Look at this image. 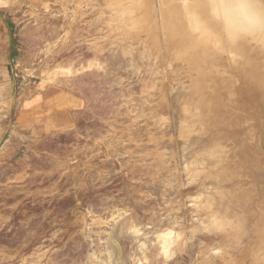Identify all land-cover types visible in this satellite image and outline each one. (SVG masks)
<instances>
[{
  "label": "rangeland",
  "instance_id": "1",
  "mask_svg": "<svg viewBox=\"0 0 264 264\" xmlns=\"http://www.w3.org/2000/svg\"><path fill=\"white\" fill-rule=\"evenodd\" d=\"M172 2L0 0L18 83L10 102L3 54L0 264H264V165L261 174L242 167L256 192L230 193L209 160L227 173L242 168L194 149L198 125L182 108L208 72L202 51L239 85L254 68L264 74L260 51L249 40L245 50L202 42L187 24L188 0L162 17L157 6ZM48 86L76 90L74 124L29 132L18 122L23 106Z\"/></svg>",
  "mask_w": 264,
  "mask_h": 264
},
{
  "label": "bare ground",
  "instance_id": "2",
  "mask_svg": "<svg viewBox=\"0 0 264 264\" xmlns=\"http://www.w3.org/2000/svg\"><path fill=\"white\" fill-rule=\"evenodd\" d=\"M181 4L183 5L182 2ZM158 6L157 8L158 10L160 9L163 18L173 17V14L170 11L172 9H178L179 7L176 3V0L172 2V5H168L166 3L161 4L159 7ZM185 10L187 16L189 17L187 24L192 30L194 21L191 14L194 10H198L200 16L203 17L208 24L211 23L209 20H207L206 0H188L187 4H185ZM178 15L182 18V13H179ZM172 29H174V26ZM173 37L175 38L174 35ZM174 38L168 36V40L173 43L172 46L176 47L179 43L178 40H175ZM243 41L248 40H240L236 43V46L240 49L244 48L245 50V46L247 44L250 45V43H246L245 45L242 43ZM254 44L256 45L258 51H260V61H262L264 64V44ZM191 51L192 50H190L187 54H189L190 56L194 54L193 56L195 57L192 56V59L194 63L197 64L198 56L196 55L195 51ZM255 52L253 54H256ZM239 54L241 53L239 52ZM253 54L251 55L253 56ZM199 56L201 57L202 65L204 63L208 64V72L199 74V77L196 79L197 83L194 84V86H192V84L191 87H189L188 90L185 91L182 95L185 100H191L189 102L191 106L186 104L183 105L182 108L186 112L192 113V115H187V117L192 116L194 118L193 121L198 125L197 134H193L196 144V148L194 149H203L202 151L204 152L203 154L205 156L206 154L210 155V153L216 152L218 150V152H220V161L225 162V166L228 167L229 165L230 167V162L233 163L231 166H239L241 168L244 166L248 167L250 165H253L254 167L258 168V171L261 174V168L264 165V151L260 148L259 139L261 134L264 135V103L259 104L256 99L255 93L260 95L262 101L264 102V74H262L261 71H258V68H254L253 72H251V74L247 76L249 84L243 83L242 85H239L231 75L226 76V73H223L220 70L217 62H211L215 61L212 56H207L205 51H202ZM261 66L262 65H260V67ZM247 136H249V138H247ZM248 139L249 141H247L248 143H246V140ZM203 154L199 156L200 160L205 159V156ZM235 156H238L239 158L237 161H234L233 159L229 161V158ZM209 163L211 165L213 164L214 167V169L210 172V176H212V178L219 184L224 180L229 186L228 191H230V193L235 194V196L238 195L239 197H242L244 195V192H248L250 189L256 192V188L254 187V185L249 186L248 182L245 180L248 179L251 175L249 169V171L243 170V168L242 171H240L239 169H232V171H229L227 173L222 170V164L215 166V164L211 160H209ZM236 179L244 180L245 182L241 183L242 181L238 182ZM259 189L261 191L262 198L264 199V188L260 187ZM244 206H249V204L241 202L238 205L239 209L244 208ZM249 255L252 258V256L255 254H253V251H250Z\"/></svg>",
  "mask_w": 264,
  "mask_h": 264
},
{
  "label": "clouds",
  "instance_id": "3",
  "mask_svg": "<svg viewBox=\"0 0 264 264\" xmlns=\"http://www.w3.org/2000/svg\"><path fill=\"white\" fill-rule=\"evenodd\" d=\"M206 11L210 24L198 10L191 14L202 42L217 49L240 40L264 44V0H206Z\"/></svg>",
  "mask_w": 264,
  "mask_h": 264
},
{
  "label": "crops",
  "instance_id": "4",
  "mask_svg": "<svg viewBox=\"0 0 264 264\" xmlns=\"http://www.w3.org/2000/svg\"><path fill=\"white\" fill-rule=\"evenodd\" d=\"M75 91L71 87L67 91L59 87H44L26 101L19 124L24 122L29 132L36 128V123H42V129L47 131L71 127L81 100Z\"/></svg>",
  "mask_w": 264,
  "mask_h": 264
},
{
  "label": "water",
  "instance_id": "5",
  "mask_svg": "<svg viewBox=\"0 0 264 264\" xmlns=\"http://www.w3.org/2000/svg\"><path fill=\"white\" fill-rule=\"evenodd\" d=\"M1 34L5 35L4 43H5L6 48H7L5 56L2 59L1 65L3 67H5V69L8 73V78H9V81H10V84L12 87L11 99H10V102H12L14 100V97H15V81H14L12 67L10 64L11 37H10V33L8 32L6 23L4 22L3 18L0 16V35ZM3 141H4V138L2 140H0V145L2 144Z\"/></svg>",
  "mask_w": 264,
  "mask_h": 264
},
{
  "label": "flooded vegetation",
  "instance_id": "6",
  "mask_svg": "<svg viewBox=\"0 0 264 264\" xmlns=\"http://www.w3.org/2000/svg\"><path fill=\"white\" fill-rule=\"evenodd\" d=\"M5 52L6 50H5L4 44L0 43V58L3 54H5ZM12 71H13L14 81H16V75H15L14 69H12ZM17 96H18V83L16 82L15 83V98H17Z\"/></svg>",
  "mask_w": 264,
  "mask_h": 264
}]
</instances>
